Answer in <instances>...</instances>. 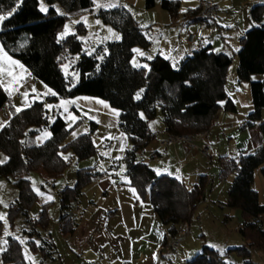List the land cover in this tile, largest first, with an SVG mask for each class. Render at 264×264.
Listing matches in <instances>:
<instances>
[{"label":"trees","instance_id":"16d2710c","mask_svg":"<svg viewBox=\"0 0 264 264\" xmlns=\"http://www.w3.org/2000/svg\"><path fill=\"white\" fill-rule=\"evenodd\" d=\"M56 2L70 14L87 11L92 6V0H47L49 8L44 12L40 0H0V14L16 9L1 25L0 41L4 49L21 61L36 80L55 90L57 95L51 100H57L59 96L92 95L107 100L120 110L119 127L132 144L125 154L131 184L142 198L149 199L157 216L162 223L169 225V232L174 236L179 226L192 221L197 203L204 194L206 176H201L189 189L175 177L158 175L146 162L138 160L137 153L155 137L150 121L156 117L158 107L163 114L167 137L198 132L207 134L223 101H226L225 109L232 110L233 102L228 97L226 84L234 56L217 51L208 44L181 59L177 66L170 59L156 55L148 61L149 69L134 67L131 62L134 47L148 49L151 42L145 29L124 6L102 9L98 13L105 23L121 31L122 39L108 41L98 48L96 54L87 55L82 53L83 45L77 33L64 39L58 37L69 16L57 12L53 7ZM156 2L146 0V7L152 8ZM161 3L173 18L180 14V0H161ZM200 9L201 6L189 9L185 18L191 23L200 21L210 25L211 22L195 18ZM251 18L262 23L245 32L236 52L238 78L250 81L254 105L244 128L260 122L264 108V79L251 80L254 74H264V3L252 7ZM79 31L86 30L80 27ZM74 54H81L77 64L73 63L79 72L75 85L73 77L67 76L62 68ZM138 93L140 98L136 99ZM8 102V91L0 83V111ZM46 123L44 102L35 101L28 108L13 110L7 125L0 130V153L7 156L6 162L0 164V177L14 178L19 191V197L10 207L11 213L24 215L32 225L31 234L39 237L38 225L47 227L49 218L46 210L38 219L30 217V208L38 195L25 176L33 171L48 178L60 176L68 165L62 156L63 151L71 149L79 159L97 152L91 133L81 134L65 143L71 129L61 116L51 124L52 135L44 143L26 144L24 139L33 137L37 128ZM92 126L94 129L96 123L92 122ZM259 127L264 136V121ZM263 164V147L238 157H221L220 175H235L228 190L227 205L241 209L243 222L239 230L245 239L243 245L230 247L228 252L234 251L242 256L244 264H254L250 259L253 247L264 248V203L259 201V193L254 188L255 171ZM262 172L264 174V166ZM105 176L107 172L79 168L75 185L61 190L58 222L62 234L76 230L78 219L73 207L79 202L84 188ZM30 245L40 251L44 260L55 258L57 249L52 239L44 238L40 244L31 240ZM1 260L3 264H24L20 244L12 239L9 250L0 252V263ZM189 264H226V261L218 250L204 245L202 252Z\"/></svg>","mask_w":264,"mask_h":264},{"label":"rangeland","instance_id":"374dc122","mask_svg":"<svg viewBox=\"0 0 264 264\" xmlns=\"http://www.w3.org/2000/svg\"><path fill=\"white\" fill-rule=\"evenodd\" d=\"M219 1L221 10L215 23H211L212 25L209 26L204 22L197 21L192 22V26L198 31L199 37L206 38L208 44L214 45L215 50L225 51L234 56L233 62L228 69L226 91L228 97L232 98L234 102L235 111H222L221 125L211 127L210 133L205 138V142L210 147L209 155L203 154L201 150L189 149L184 144H177V146L179 145L180 148L187 152L182 153V157H185L184 154L192 152L189 162H183L181 159H177L176 156L171 155L170 152L167 153L166 147H162L159 143V140L167 138V134L164 130L163 114L160 107H158L156 117L150 121V129L155 134V137L144 150H140L137 153L138 160L146 162L158 173L169 171L173 175L180 177L182 176L181 168L186 167L185 175L188 177L186 185L189 189L194 187L195 182H198L201 176H206L207 179L203 197L197 203L192 221L187 224L188 233L184 236L179 249H165V253L171 255L173 264H187V261H191L198 253L202 252L204 245H208L219 252L223 249L222 255L229 264H244L245 261L236 252H228L230 247L240 246L245 243V239L239 230L243 217L240 208H233L227 205L228 190L235 175L229 174L227 177H222L220 173L221 157L228 156L232 158V156L240 153L239 147L243 145L241 143L242 137L246 131L245 129L249 128H243V125L247 120L248 114L254 110L250 81H240L238 78L239 60L236 52L240 47V41L245 32L253 26H260L262 23L251 18L252 7L261 0ZM97 4L104 6L97 7ZM109 4H114L115 6L108 7ZM193 4L198 5L199 0L193 2ZM40 6L47 10L49 8L47 0H40ZM118 6H124L132 14L139 25L145 29L151 42L148 49H144L141 46L134 47V55L131 61L134 67L146 66L145 68L149 69L148 61L156 57L160 49L163 51L162 53H166L164 55L168 54L173 64L177 66L182 59L177 57L192 51L191 48L194 44L191 45L189 43V35L179 29L181 22L186 19L185 13L191 7L189 0H180V14L177 16L178 18H175L177 21L174 22V25L168 23V20H173L174 18L162 7L161 0H157L152 8L146 7V0H92V6L87 11L74 14L68 13L56 2L53 7L57 12L69 16L58 37L61 39L60 34L65 31V26L67 25L69 29L68 35L77 33L82 41V53L87 55L96 54L98 48L104 46L108 41H119L122 39L121 31L112 24L105 23L98 15L102 9L108 10ZM0 15L8 16V14ZM2 22L0 21V29ZM80 27H84L86 31L80 32ZM198 45L199 40L195 42L194 46ZM0 47H2L3 53H7V57L11 58L9 60L4 57L3 53H0V83L9 94V102L0 111V125H2L0 130L7 125L13 110L17 111L18 108L22 110L31 106L35 101H43L47 123L42 127H38V132L33 137L32 135L26 137L24 139L26 144H42L49 139L52 135L51 124L58 116H61L66 121L67 127L71 129L65 143H69L81 134L91 133L97 150L94 155L84 159L77 158L71 149L63 151L62 156L68 161V165L58 177L48 178L39 171L30 172L25 176L30 179L38 195L30 208V217L38 219L43 210H46L48 214L47 227L42 225L37 227L43 238L37 234L35 236V233L31 234L32 225L25 220L24 215L14 211L11 213L10 207L19 197V191L14 184V178L0 177V214L4 216V219H0V248L5 249L0 252L9 250L13 239L20 244V250L25 260L24 264H29L26 259H31L33 264H39L40 251L32 249L30 241L33 240L36 244H40L42 239L49 238L58 247L63 257L66 254L69 260L72 259L76 264H86L83 260L74 258L75 255L69 253L67 240L60 231L58 222L60 192L67 186L73 187L75 185L77 169L79 168H93L97 171L107 172V176L113 173L120 180V185L118 186L131 188L129 182H127L128 185L122 182L124 178L128 180L125 174V154L132 144L129 137L126 138L125 132L119 127L120 110L112 107L107 100L92 95L59 96L57 100H51V97L57 95L55 90L42 81L36 80L21 61L11 56L4 49L1 41ZM80 57L81 54H74L62 66L64 73L73 77V85L79 79V72L74 69V64H77ZM12 61L17 63H12ZM263 79L264 74H254L251 78V80ZM49 105L52 107H48ZM224 106L222 107L225 110ZM261 117L260 122L264 121V108L262 109ZM92 122L96 123L94 129ZM260 122L256 123L255 128H258L256 130L264 138L259 127ZM256 150L253 149L252 152ZM156 151L160 152L161 155L155 154ZM5 157H7L6 154L0 153V160ZM263 166L264 164L256 169L254 179V188L259 193V201L261 203H264ZM102 187L98 181L90 184L84 188L83 196L89 195L88 200L95 198L103 203L104 189ZM108 190L109 197L104 198V203L116 204V188L111 186ZM136 190L133 187L131 192L138 195L139 192ZM139 197L141 200L149 201L148 198H142L140 194ZM5 231L10 233V235L6 236ZM168 231L167 234H169ZM3 241H7V243L5 244ZM58 250H56L55 258L47 259L44 264H60ZM76 257L79 256L76 254ZM250 259L254 264H264V248L253 247ZM3 263L1 260L0 264Z\"/></svg>","mask_w":264,"mask_h":264},{"label":"crops","instance_id":"0c3cea01","mask_svg":"<svg viewBox=\"0 0 264 264\" xmlns=\"http://www.w3.org/2000/svg\"><path fill=\"white\" fill-rule=\"evenodd\" d=\"M197 1L198 0H189L191 3V7L189 9L201 6L204 0H199L198 5L193 4V2ZM216 1L220 2L219 0ZM258 3H264V0L256 2L255 4ZM175 21L177 20L174 18L173 20H168V23L174 25ZM179 29L181 32L189 35L191 45H195V42L198 40L199 45H193L191 48L192 51H189L190 53H183V55H179V57H177L178 59H183L202 46L208 45L207 39L202 38V36L199 37L198 31L192 26V23L188 26L180 27ZM162 52L163 51L160 49L157 55H161L172 61L168 54L164 55L166 53ZM230 99L232 100V98ZM221 104L222 106L225 105L226 101H223ZM222 111L234 112V102L232 110H224L222 107L216 113L212 126L215 127L216 125H221L220 120L223 118ZM255 127L256 125L246 128V131L244 130L245 132L241 140L243 145H241L242 147H239L240 153L232 157L252 153L253 149H258L260 147L264 148V138L260 136V133L256 130L258 128ZM209 133L210 132H208L206 136ZM125 137L128 138L126 133ZM166 152H170L171 155L176 156L177 159H181L183 162H189L192 153L184 154L185 157H182V153L187 152L186 150L180 148L179 145L168 148L166 147ZM159 155H161V153ZM193 157L195 156L193 155ZM153 170L158 175H169L182 181L185 185L187 184L186 182L188 177L185 175L186 167L181 168L182 176L180 177L173 175L169 171L165 173H158L155 169ZM125 174L128 177V180L124 178L122 182L126 185H128L127 182H129L131 188L127 186H118L120 185V180L116 178L117 175L112 173L98 181L104 189L103 203L95 198L88 200L87 198L89 195H82L79 202L74 205L73 211L78 219V225L74 233L66 235L63 234L68 243L69 253L71 255H75L74 258L83 260L86 264H173L171 255L169 253H165V249H173L169 246V242L173 237L168 231L169 225L162 223L150 201L141 200L139 194L135 195L131 192L134 186L131 184L126 168ZM197 183L198 182H195L194 186ZM111 186L116 188V204L104 203V198L109 197L108 189ZM167 231L169 234H167ZM165 240L166 243H163ZM76 254L79 257H76ZM40 256L41 258L39 257L40 261L38 262L39 264H44V261L47 259L44 260L42 255ZM58 256L60 264H76L72 259L69 260L66 254H64L63 257L59 250ZM26 261L29 262V264H33L31 259H26ZM187 264H189V261H187Z\"/></svg>","mask_w":264,"mask_h":264},{"label":"built area","instance_id":"2783aa9c","mask_svg":"<svg viewBox=\"0 0 264 264\" xmlns=\"http://www.w3.org/2000/svg\"><path fill=\"white\" fill-rule=\"evenodd\" d=\"M221 6L219 2L215 0H204L201 4L200 12L195 18L203 19L212 24L218 19ZM191 24L190 19H184L181 22V27ZM190 43V39H189ZM206 133L198 132L194 134H177L169 136L165 139L159 140L162 147L175 146L177 144H184L187 148L192 150H201L203 154H210V147L205 142ZM188 233L187 223L181 225L177 229V233L172 237L169 242V246L175 250H178L184 236Z\"/></svg>","mask_w":264,"mask_h":264},{"label":"snow or ice","instance_id":"6c2138e0","mask_svg":"<svg viewBox=\"0 0 264 264\" xmlns=\"http://www.w3.org/2000/svg\"><path fill=\"white\" fill-rule=\"evenodd\" d=\"M104 5H100V4H97V7H103ZM115 5L114 4H109L108 5V7H114ZM16 11V9L14 8L13 10H12V12H9L8 13V16H11L12 15V13L13 12H15ZM41 11H47V9L46 8H44V7H41ZM186 11V10H185ZM4 19H6V17L5 16H3V15H0V21H3ZM69 34V29H68V26L66 25L65 26V31L63 32V33H61L60 34V37H61V39L64 37V36H66V35H68ZM117 38H119V37H117ZM0 53H3V49H2V47H0ZM3 55H4V57H6L7 59H9V60H11V58L10 57H7V53H3ZM12 63H17V62H15V61H12ZM146 67V66H145ZM141 91H143V90H141ZM25 95H27L26 93H25ZM140 98V94L138 93L137 94V96H136V99H139ZM48 107H52L51 105H49ZM21 109H17V111H20ZM74 119V118H73ZM0 126H2V125H0ZM73 135H75V133H73ZM66 158V157H65ZM6 160H7V157H5L3 160H0V164H3L4 162H6ZM49 199H51V197H49ZM0 219H4V216L2 215V214H0ZM5 235L7 236V235H10V233H8L7 231H5ZM17 239H19V238H17ZM22 243H23V241H21ZM3 243H7V241H3ZM37 243H39V242H37ZM5 249L4 248H0V251H4ZM220 252H221V254H223V252H224V250L223 249H221L220 250ZM226 264H227V262H226Z\"/></svg>","mask_w":264,"mask_h":264}]
</instances>
